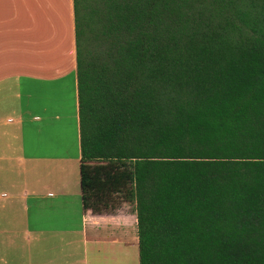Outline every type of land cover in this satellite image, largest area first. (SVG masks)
<instances>
[{"label": "trees", "instance_id": "trees-1", "mask_svg": "<svg viewBox=\"0 0 264 264\" xmlns=\"http://www.w3.org/2000/svg\"><path fill=\"white\" fill-rule=\"evenodd\" d=\"M85 211L135 205L140 264H264V0H74Z\"/></svg>", "mask_w": 264, "mask_h": 264}, {"label": "crops", "instance_id": "crops-1", "mask_svg": "<svg viewBox=\"0 0 264 264\" xmlns=\"http://www.w3.org/2000/svg\"><path fill=\"white\" fill-rule=\"evenodd\" d=\"M122 206L83 208L74 0H0V264H140Z\"/></svg>", "mask_w": 264, "mask_h": 264}, {"label": "rangeland", "instance_id": "rangeland-1", "mask_svg": "<svg viewBox=\"0 0 264 264\" xmlns=\"http://www.w3.org/2000/svg\"><path fill=\"white\" fill-rule=\"evenodd\" d=\"M129 264H137V261H135V260L134 261H131V263L129 262Z\"/></svg>", "mask_w": 264, "mask_h": 264}]
</instances>
